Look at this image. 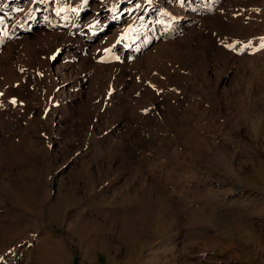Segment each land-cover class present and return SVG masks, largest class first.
<instances>
[{"label": "rangeland", "instance_id": "obj_1", "mask_svg": "<svg viewBox=\"0 0 264 264\" xmlns=\"http://www.w3.org/2000/svg\"><path fill=\"white\" fill-rule=\"evenodd\" d=\"M38 1L0 0V17L7 24L17 17L15 26L26 29L18 36L33 35L30 42L38 28L62 34L60 20L75 5L84 18L93 13L89 0ZM169 1L146 0L130 25L127 38L147 27L153 39L142 58L156 55V44L164 52L127 66L130 83L158 99L133 102L141 117L130 134L111 133L109 120L94 126L92 113L76 129L80 119L69 116L76 99L55 103L66 108L58 124L51 113L58 86L47 91L55 70L41 66L44 57L20 55L21 38L17 47L1 45L9 59L0 72V264H264V0H204L218 2L205 15L194 8L199 0ZM180 2L197 16L190 31L172 34L168 10ZM118 21L93 18L90 42L111 41L125 24ZM191 30L212 36L228 56L203 57L195 37L185 65L186 51L174 43L187 42ZM63 70L72 93L87 89L91 70ZM116 78L108 87L122 90ZM131 90L124 88L133 101ZM112 145L123 147L116 161L105 151Z\"/></svg>", "mask_w": 264, "mask_h": 264}, {"label": "bare ground", "instance_id": "obj_2", "mask_svg": "<svg viewBox=\"0 0 264 264\" xmlns=\"http://www.w3.org/2000/svg\"><path fill=\"white\" fill-rule=\"evenodd\" d=\"M56 1L57 0H54V2ZM89 1L91 2V6L93 9V13L90 14L89 18H84L82 16L83 11L81 13H78L79 7L76 8L77 6L75 5L74 7L73 5L75 10L74 11L70 10L72 14L70 15L69 13L68 14L69 16H68L67 15L68 12H67L64 18H61L60 20L62 23V27H61V30L63 32L62 34L54 33L49 30H45L43 28H38V30H35V34L38 35L40 33V35L36 37L37 38L36 41H32V42L30 41L33 35H30V36L23 35L21 37L18 36L20 32L26 31V29H23V30L20 28L18 29L15 26L13 21L17 17L14 18L13 15L11 16L9 15L10 19H13L10 21L9 24H7V18L0 17V48H1V45L6 46V47H13L16 44V42H18V39L21 38L22 40L20 39L19 42L20 44H22V47L20 49H23L25 53H23L22 50L21 51L18 50L20 51L18 52L20 53V55H23L29 61H31L34 56L44 57V61H41L43 62L41 66H44V68L45 69L47 68V70H51L52 68L55 70L57 75H53L54 73H51L50 76H52V78L48 76L50 79H52L50 81L52 87L50 89H47V91L50 92L49 90H51L53 87L58 86V91L55 92L53 104L51 105L52 107L51 113L56 116L57 118L56 120L58 124L60 125L62 124L61 122L62 119L60 120L58 116L60 115V113H63V111L65 112L66 108L62 104L60 105L61 107H59V105L55 103L60 99L62 102L65 100L72 101L73 99H76L79 103V108L76 109L77 112H75L76 110L74 112L71 110L73 113H76V114L71 113V115H69L70 117L75 115L77 120L78 119L81 120V121L79 120V122L77 121L78 123H75L76 129L83 127L82 121L86 122V120L89 117V114L92 113L94 115H93V122L92 121L91 122L94 123V126L98 122L109 120L108 122H110V126H107V128L111 130L110 131L111 133H114V134L120 133V136H122V134L124 135L125 133L130 134V132L127 131V128L128 127L132 128L136 126L135 124L138 123L141 117V116L138 117V115L136 114L134 110V107H135L134 103L139 104L141 101L142 103L147 101L149 105L154 106V105H157L156 103L158 100L151 91L144 90L142 92V90L139 89L141 87L135 86L132 83H130L129 81L130 75L128 74L129 67H127L130 61H133L134 59H140V58L145 59V57L151 56L147 54L144 58L141 57L143 55L141 51L143 49L145 50V48H148L150 43H153V39L150 38L148 35L147 27L143 30L140 28L141 32L137 31L138 34L137 35L135 34L136 35L135 37L133 36V38L131 39L127 38L130 32V25L133 22H136L139 16L144 14L142 8L146 0H136L135 3L131 1L127 5L121 6L118 8H116V6H114L113 4L112 5L107 4L106 6L104 5V7H102L101 3L104 2V0L99 1L100 2L99 5H96L95 3L97 2L96 0H89ZM148 1L149 0H147V2ZM164 1L165 0H159L161 4ZM199 1L200 3L198 2L199 4H196L194 8L196 9V12L200 15H205L206 12L212 11V9H214V7L218 3V2H215V3L209 2L210 5L209 4L205 5L204 0H199ZM43 2L44 0H40L38 1V4L43 3ZM169 2L173 4L175 0H170ZM45 3L46 2H44V4ZM180 3L181 5L178 9L171 8L172 6H170V9L168 7L169 9L168 16L170 20L169 29H170V33L172 34L176 33V31L179 28H183L185 31H188V30L190 31L189 27L195 22V17L197 16V15L194 16V14L191 13L192 8L189 6V4H187L186 2L184 4H182V2ZM51 7L53 8V6ZM50 12L53 13L54 12L53 9H51ZM45 13H47V6L45 8ZM113 15L116 16L117 20H119L118 22L125 21L124 26H121V28H118V29L116 28L117 31L115 28H113L115 29V31L113 30L114 32L113 31L111 32V36H110L111 41H109L106 44H103L102 47H100V45L98 46L97 42H96V45L92 44V42H90L91 38L89 36L90 35L89 29L93 25L92 23L93 18H95L96 21L98 22L100 21L99 24H101V22H104L105 20L110 18V16H113ZM25 17L26 19L28 18L27 15H25ZM30 17L32 19L30 20L31 23H36V20L38 18L35 19V17L33 16H30ZM18 18L20 19L21 17L18 16ZM174 21L176 22V26L173 24ZM140 22L141 21H138V23ZM217 24L221 26L220 25L221 22L219 20L217 21ZM43 26H45V24L42 22V25L40 27H43ZM189 36L190 38L187 42L178 41L174 43L176 48L183 49L184 51H186L182 57L183 60H185V65H187L189 61L190 49L192 46L191 42L194 41L195 37H198L199 40L203 42L202 46L200 45V47L203 48L202 49V52H204L203 57L205 58L210 57V59L211 58L213 59V57L219 56V54L224 55L225 58L226 56H228V54L224 53L220 48L219 49L215 48V43H214L212 36L206 35L203 37V35H201L197 31H192V30L189 33ZM141 38H145L144 41H141ZM57 40L60 42V46L56 44ZM106 42H107V39H106ZM15 46L17 47L18 45H15ZM155 50H157V54L151 56V58H155V57L161 58L164 55V52L162 51V45L156 44ZM3 54L0 55V72H2V69L8 64V59H9V55H7V53H5L4 55ZM59 55L61 56L60 63H58V59H59L58 57H60ZM35 59L37 60V58ZM150 61L153 62V59ZM77 66L85 70H81V69L78 70ZM73 67L76 69L75 71L77 74L86 73L87 70H91V78L89 79V82L87 84V89L83 90L82 88V90H80L81 89V86H80L78 94H76L75 91H73L74 93L73 94L70 91L71 85L68 84V82L61 80L64 74L63 69H68L69 71H71ZM112 76H116L117 78L115 80H119L120 84L125 82L126 86L124 88L134 86V90H131V91L134 94L138 93V96L135 98V100L131 101V99L127 98L129 97L128 94L130 91L128 93H125L124 88L122 90L113 91L111 88L108 87V85L112 83V79H111ZM57 77H60V80L58 82L57 80H55ZM76 84L82 85V81L79 80ZM92 85L94 86L92 87ZM72 89L74 90V88ZM89 89H90V92H89ZM35 92L36 91L31 92L30 94L37 95L39 93V92H36V93ZM21 94H23L24 96H29L27 95L25 91L21 92ZM164 97H165V94H164ZM140 98H141V101H140ZM140 107H143V105ZM70 108L73 109L72 105ZM125 120H128V121H125ZM89 125L90 123L87 125L85 124V127L89 128ZM129 139L131 138L129 137ZM119 140L117 141L118 143H119ZM109 147H111L110 150L105 149V151H109L111 161L115 160V158L117 157H123V152H122L123 147L122 146L118 145L115 147L112 145ZM16 149L18 150V147ZM100 153L102 152L100 151ZM13 154H14L13 150L10 149L7 151V155L9 157H12ZM102 155L104 154L102 153Z\"/></svg>", "mask_w": 264, "mask_h": 264}]
</instances>
